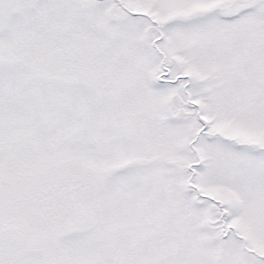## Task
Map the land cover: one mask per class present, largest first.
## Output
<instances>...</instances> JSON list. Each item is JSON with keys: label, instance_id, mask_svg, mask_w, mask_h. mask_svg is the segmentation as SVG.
Returning <instances> with one entry per match:
<instances>
[{"label": "snow or ice", "instance_id": "1", "mask_svg": "<svg viewBox=\"0 0 264 264\" xmlns=\"http://www.w3.org/2000/svg\"><path fill=\"white\" fill-rule=\"evenodd\" d=\"M0 264H264V0H0Z\"/></svg>", "mask_w": 264, "mask_h": 264}]
</instances>
